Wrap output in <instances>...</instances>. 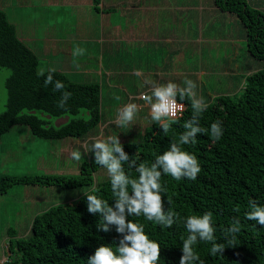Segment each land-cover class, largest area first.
<instances>
[{
	"label": "trees",
	"instance_id": "1",
	"mask_svg": "<svg viewBox=\"0 0 264 264\" xmlns=\"http://www.w3.org/2000/svg\"><path fill=\"white\" fill-rule=\"evenodd\" d=\"M97 4L99 0H93ZM222 11L234 14L243 24L248 52L263 66L246 76L242 93L218 95L209 103H200L196 112L192 95L181 99L176 90L175 99L184 104L181 115L169 119L165 133L161 122H153L137 141L120 143L128 156L122 161L126 175L138 178L136 168L144 163H155L159 154L177 144L192 152L201 171L195 180L182 177L174 180L161 171L162 211L175 213L173 224L160 225L147 221L143 215L128 216L126 220L144 223L150 238L160 243V264H180L184 255L183 243L189 234L185 220L190 215L212 213L213 235L217 243L230 236L227 230L241 221L236 245L226 246L222 254L210 255L211 242L201 241L193 246L199 259L192 264H264V227L245 219L253 202L264 204V14L250 7L245 0H213ZM96 10H100L98 6ZM39 58L16 34V28L0 9V67L9 69L4 81L6 108L0 112V140L12 127L23 125L41 139L59 140L68 137L81 138L96 133L104 122L101 115V86L98 82H79L58 70L38 69ZM42 73V74H40ZM51 75L47 84L45 81ZM64 87L56 88L57 82ZM186 92V91H185ZM69 93L67 99L64 94ZM63 105L61 106V102ZM85 110L87 117L68 118L53 125L37 112L59 118L78 114ZM212 123H218L221 137L211 134ZM201 130L189 138L188 144H180V136L191 127ZM194 139V143L192 142ZM119 156V153H115ZM102 167L92 159L79 164V173L0 175V194L7 193L16 184L58 186L62 188H90L69 203H57L36 213L23 237L8 229L9 255L0 264H86L101 245L115 248L127 234L117 231V225L108 223L106 213L89 212L87 194L95 188L98 198L106 201L116 211L118 196L111 189L110 178L98 181L95 173ZM129 196L134 193L129 185ZM118 191V189H117ZM107 223L105 231L101 224ZM127 243V242H126Z\"/></svg>",
	"mask_w": 264,
	"mask_h": 264
},
{
	"label": "rangeland",
	"instance_id": "2",
	"mask_svg": "<svg viewBox=\"0 0 264 264\" xmlns=\"http://www.w3.org/2000/svg\"><path fill=\"white\" fill-rule=\"evenodd\" d=\"M67 1V0H66ZM82 0H78L80 3ZM193 1V0H191ZM246 3L253 8L259 9L264 14V0H245ZM12 3H18L16 0H0V9H2L10 22H12L16 28V34L19 38L24 39H35L31 44H27L37 53L39 58L38 69L43 70H60L64 66V70L68 69V64L71 63L74 67L72 70L77 68L84 69L88 67L94 69L91 73H81L78 78L73 75L74 80L79 82H99L100 73L104 72L102 64L105 59L101 62L100 52V41L94 39L97 36L95 33L101 32L100 20L97 21L93 9L83 6H79L78 9L81 12L75 13L76 15L85 16L81 21L74 23L68 20L67 14H73V7H62L55 9L53 7H31L25 8L28 10L26 16L21 14V9L16 6H10ZM81 4V3H80ZM56 10L61 13L55 12ZM88 17V19H86ZM95 18V21H94ZM182 19V18H181ZM36 22V23H33ZM179 25V24H177ZM190 27L191 30L198 29V23L195 21V17L190 13ZM48 29L49 33L54 37H62V42H53V44L47 45L41 39L45 33L44 29ZM238 29L243 27L240 24L239 19L228 13L218 11L217 13H209L205 20V26L203 31L216 36H225L233 38L236 35ZM66 33V34H63ZM81 35L91 36L92 39L89 41L80 40ZM65 37V39H63ZM69 38V39H68ZM76 38V39H75ZM45 47L42 48V47ZM76 46L83 47L86 49L79 57L73 56V50ZM245 44L239 47H235L233 51V58L236 57V51L238 50L237 61L229 60L232 68H236L237 71H242L246 66L247 68L256 70L263 66V61L247 56ZM220 47V46H218ZM230 47V46H229ZM37 48V50H36ZM72 48V49H70ZM70 49V51H69ZM244 49V50H243ZM231 51V49H230ZM61 52V53H60ZM190 60V67L198 70L200 59L192 53ZM224 55V48H218L215 51L212 49H204V56L201 60L204 61V68L211 66L219 68L222 65ZM194 58V59H193ZM197 58V59H196ZM199 59V60H198ZM199 61V62H198ZM185 65V63L183 64ZM9 69L6 67H0V112L6 108V89L4 81L9 74ZM240 73V72H237ZM246 74V72H245ZM203 77L204 86L202 88H196V98L200 92L202 94L209 93H221L220 91L226 90L224 87V78L221 73L217 71L214 74H208ZM192 80V77H191ZM244 86V85H243ZM242 88L236 90L234 94L235 99L242 93ZM101 90L103 91L104 101V124L107 122L106 116L108 115L112 123L107 125L104 131L99 133L102 134V139L93 138L84 147L76 142L66 143V146H60L59 140L53 139H41L33 136L28 128L23 125H17L11 128L5 133L0 141V175L20 176L25 174H70L76 175L79 173V164L86 160L93 158L94 153L97 151L92 145L96 140H104L108 144L113 143V139L119 141V143L137 141L144 130L148 128L153 122L151 114H148L146 108L138 107L137 112L134 114L132 120L121 125L118 121L120 120V111L122 105H124V96L122 99L121 94L117 96L107 95L106 80L103 79V86L101 84ZM119 89L114 88L116 92ZM136 104V102H132ZM37 114L46 118L53 125L63 123L68 118L74 117H87L85 110L81 109L78 114L67 115L59 118L49 117L46 114L37 112ZM94 134L90 133L88 135ZM84 142L86 137H83ZM63 147V149H61ZM75 148V149H73ZM65 149L67 153L69 151L79 150L81 152L80 161H75L65 155ZM95 178L98 181H102L108 178L107 170L102 166L96 173ZM90 188L77 187V188H62L58 186H40V185H29V184H16L12 186L7 193L0 194V260L6 259L9 255L13 257L8 251V240L2 245V237L8 236V229H11L18 237H23L27 234L30 221L32 217L57 203H69L83 195Z\"/></svg>",
	"mask_w": 264,
	"mask_h": 264
},
{
	"label": "crops",
	"instance_id": "3",
	"mask_svg": "<svg viewBox=\"0 0 264 264\" xmlns=\"http://www.w3.org/2000/svg\"><path fill=\"white\" fill-rule=\"evenodd\" d=\"M16 1L18 3H12L10 6L20 8L23 16H26L28 13V10L25 8L53 7L58 9L62 7H73V14L69 13L67 16L68 20L74 23L85 18V16L75 14L81 12L78 9L79 6L85 4V7L93 9L94 17L97 18V21L100 20L101 23L100 35L98 32L95 33L97 36L94 39L100 41L101 62L105 59L104 64L101 66L104 72L100 73V81L98 83L100 86L101 84L103 86V79L106 80L107 95H111V97L114 95L117 96L118 93L121 94L122 99L124 96L127 97L124 105L121 107V111L127 104L136 102L138 107L142 106L140 110L146 108L148 114H151L150 104L141 99L139 95L142 93L151 95L155 87L167 85L169 82L176 84V90L190 91L193 98L199 103H209L218 95L236 94V90L243 87L246 76L253 70V67L250 69L243 66L244 69L242 71H237L236 68H232V65H229L231 64L229 60L237 61L239 51H236V57L233 58L234 48L239 46L243 47V44H245L244 47L246 53H248L247 56H250L252 61L254 58L247 50L246 32L240 20L243 30L238 29L236 35L231 34L233 38L225 36L214 37L212 34L203 31L205 20L209 13L223 12L214 5L213 0H99L97 4H94L93 0H82L80 1L81 4L78 0ZM96 6L100 10H96ZM55 12L61 13L59 10ZM190 13L193 14L195 21L198 23L197 30H191ZM44 30L45 33L49 34L41 38L45 43V47L53 44V42H62V37H54L53 32L49 33L47 28ZM79 39L89 41L92 37L81 35ZM21 40L30 49L31 47L28 44L35 41V39L28 38ZM45 47L43 46L42 48L45 49ZM218 48H224L222 65L219 68L211 66L204 68L203 65L205 63L201 60L204 56V49H212L215 51ZM192 53L200 59V62L198 61V70L190 67L189 63L192 58ZM184 63L185 65H183ZM67 66V70L62 69L64 68L62 66L58 71L63 72L72 80H74L73 75L76 76L75 78H78V75L81 73L94 72V69L88 67L80 70L79 68L72 70L71 68L74 66L71 63ZM216 71L222 74L226 90L220 91L221 93L207 92L206 94H202L200 92L198 98H196V88H202L204 86L203 77L205 75L208 77V74H214ZM186 80L193 82L191 87L185 82ZM114 88L119 90L114 92ZM101 93L103 94L102 90ZM103 99L102 96V119L104 118L103 113L105 107ZM152 101L155 102L156 98L153 97ZM105 118L107 124L105 125L103 122L100 125V132L104 131L107 125L112 123L108 119V115ZM97 132L99 133V131ZM97 132L85 136L87 142L81 139L83 137H68L59 139L58 144L64 147L66 143L76 142L78 147L80 145L86 147L93 138L99 137V139H102L103 135ZM64 151L66 152L64 156L72 158V150L69 151V154L67 153V149ZM1 240L3 245L8 240V236L2 237Z\"/></svg>",
	"mask_w": 264,
	"mask_h": 264
},
{
	"label": "clouds",
	"instance_id": "4",
	"mask_svg": "<svg viewBox=\"0 0 264 264\" xmlns=\"http://www.w3.org/2000/svg\"><path fill=\"white\" fill-rule=\"evenodd\" d=\"M86 49L76 46L73 50V56L79 57ZM42 74V73H40ZM52 79L51 75L48 76L45 83L47 84ZM189 87L192 86L191 80L185 81ZM64 85L62 82L56 83V88L61 89ZM176 84L169 82L167 85H160L153 89L151 95L144 94L142 99L151 105V116L156 122H161L165 133L168 132L170 124L167 122L169 118L176 117L178 109L182 105L176 103ZM69 93L64 94L66 100ZM185 95H191V92L181 90V99ZM155 97L156 101L153 102L152 98ZM63 101L61 102V106ZM193 108L196 112L201 111V105L198 101H193ZM138 110V105L129 103L120 111L121 125L133 119L134 114ZM185 127H191L185 125ZM201 129L198 127H191V130L180 136V144H188L189 138L194 137V134ZM211 134L219 139L221 137V128L218 123H212ZM113 139L110 145L104 140H96L92 147L97 151L95 152V162L98 165L104 166L107 170L108 177L110 178L111 189L114 195L118 196L116 203V211H113L108 206L107 202L98 198L95 194V188L91 189L87 194V208L89 212L95 213L97 211L106 213L103 217L108 223L117 225L118 232H125L127 234L120 241V244L113 248L109 245H101L96 250L94 255L90 256L86 264H160V243L157 240L151 239L150 234L145 229L144 223H137L131 220H126L125 208L127 207L128 216L143 215L147 221L160 225L171 226L175 215L174 212L169 211L165 214L162 211L161 201V171L158 170L162 167L163 173L170 175L174 180L180 181L182 177H187L189 180H195L201 171L200 164L197 157L190 151L178 147L177 144H172L170 149L157 155L155 163L147 166L141 163L137 168L138 178H130L126 175L122 166V161H127L128 156L123 152L122 146L118 140ZM195 142L194 139L192 141ZM119 153V156L115 155ZM72 159L80 161L81 152L79 150L73 151ZM134 193L129 196L128 191ZM118 189V191H117ZM245 219L255 221L257 225L264 227V204H257L253 202L250 210L247 211ZM241 221L237 220L234 226L228 228L230 236L224 238L223 243H217L216 237L213 235L214 228L212 226V213L206 212L202 215H190L186 217L185 227L189 234L183 243L184 255L180 260V264H192V261L199 259V254L194 251L193 246L197 243L199 236L201 241L211 242L209 250L210 255L215 256L222 254L226 246L236 245L237 233L241 231ZM105 231L108 230V224H101ZM127 242V243H126ZM200 264H204L201 260Z\"/></svg>",
	"mask_w": 264,
	"mask_h": 264
},
{
	"label": "built area",
	"instance_id": "5",
	"mask_svg": "<svg viewBox=\"0 0 264 264\" xmlns=\"http://www.w3.org/2000/svg\"><path fill=\"white\" fill-rule=\"evenodd\" d=\"M142 95H144V94H143V93L140 94L139 97L141 98ZM141 99H142V98H141ZM175 100H176V103H177L178 105H182V108H181V109H178L176 117H173V118H177V117H179V116L181 115L183 109H184V104H183L182 102L178 101L177 99H175ZM149 108H150V111H151V105L149 106ZM173 118H169V119H173Z\"/></svg>",
	"mask_w": 264,
	"mask_h": 264
}]
</instances>
